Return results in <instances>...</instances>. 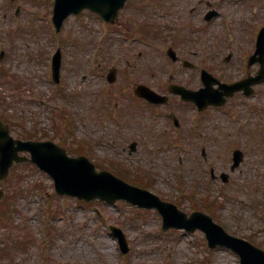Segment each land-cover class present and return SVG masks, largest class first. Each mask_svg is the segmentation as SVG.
I'll return each mask as SVG.
<instances>
[{"label":"rangeland","instance_id":"374dc122","mask_svg":"<svg viewBox=\"0 0 264 264\" xmlns=\"http://www.w3.org/2000/svg\"><path fill=\"white\" fill-rule=\"evenodd\" d=\"M152 1L130 0L112 26H106L97 13L84 10L69 16L56 32L54 0H0V54L5 51L0 66L9 70L0 80V114L13 120L14 135L28 138L23 134L35 133V137L54 139L77 152H88L110 169L121 163L128 168L123 169L125 176H148L149 188L163 198L178 201L188 212L203 209L230 233L264 248V115L224 117L213 128L211 142L201 144L198 138V144H190V105L177 107L184 115V130L176 132L164 118L155 129H145L142 120L150 113L130 110L128 104L124 107L127 100L121 98L111 104L118 102L130 123L122 115L124 121H114L107 99L114 92L132 94L138 82H152L158 88L174 81L202 85L197 69L173 62L166 54L171 44L195 63L213 65V58L218 62L215 74L220 76L227 65L224 57L231 51L239 56L257 38L264 25V0H251L260 4L256 13L249 0H156L157 5ZM210 1L222 11L207 22L203 16ZM145 21L148 42L123 39L126 29L139 35ZM231 22L236 24L233 41L224 25ZM58 47L63 52L60 83L54 81L51 69ZM112 66L118 68V76L110 83L107 73ZM13 75L18 83L12 82ZM133 101L142 106L140 100ZM63 109L72 119L71 130L61 127ZM215 120L213 114L212 125ZM173 137L176 141L170 143ZM134 140L138 146L131 152ZM238 147L245 151V158L231 171L232 153ZM212 167L217 173L229 171V182L213 179ZM3 185L9 197L0 205V214L9 218L0 223V246L4 247L0 264L240 263L229 248H209L201 230L163 229L156 209L123 200L85 204L57 194L53 178L34 164H19ZM112 224L125 231L128 253L120 250L109 229Z\"/></svg>","mask_w":264,"mask_h":264},{"label":"water","instance_id":"95a60500","mask_svg":"<svg viewBox=\"0 0 264 264\" xmlns=\"http://www.w3.org/2000/svg\"><path fill=\"white\" fill-rule=\"evenodd\" d=\"M126 0H56L54 9V22L60 30L64 19L72 12L80 13L86 7L99 12L106 20L114 21L118 17L119 10ZM259 48L257 52L264 54V28L259 35ZM264 62V58H261ZM264 64V63H263ZM61 65V51L54 56V75L59 80ZM203 76L207 87L198 91H192L184 87H175V93L182 95L184 99L196 101L204 108L210 103L222 104L226 92L214 90V81L211 75ZM109 79H115V70L112 69ZM264 81V65L260 75L253 80L254 83ZM250 82L242 81L230 85L222 84V87L230 88L228 93L235 89L247 87ZM139 95L146 96L151 100L162 101V97L148 86L140 84L136 88ZM29 150L32 157L20 155V151ZM243 157L240 150L235 152V164L238 165ZM30 160L40 167L49 171L54 177L56 189L62 194L76 195L79 198L91 200L99 198L115 202L120 198H127L140 206L159 208L164 217V228L185 227L195 231L201 228L206 232L210 246L226 245L233 248L241 256V264H264V250L251 242L229 234L213 218L202 211H193L190 215L179 209L177 205L161 200L157 195L148 190L135 187L116 177L109 171H98L96 165L85 155L70 156L67 149L50 140L23 141L15 139L10 133L8 124L0 120V181L7 178L10 168L19 161ZM4 190L0 188V199ZM114 233L119 236L124 252L129 250L128 242L123 231L118 227H112Z\"/></svg>","mask_w":264,"mask_h":264},{"label":"flooded vegetation","instance_id":"af4514ba","mask_svg":"<svg viewBox=\"0 0 264 264\" xmlns=\"http://www.w3.org/2000/svg\"><path fill=\"white\" fill-rule=\"evenodd\" d=\"M248 1V0H247ZM250 4V8L252 9L253 13H256L258 11L260 4H253L251 0L248 1ZM251 2V3H250ZM209 8H213L218 11L217 16L221 14L220 7H216L212 5L211 3H207ZM264 8V7H263ZM215 16L214 18H216ZM264 18V15L262 16V19ZM261 19V21H262ZM213 20V19H211ZM209 20V21H211ZM261 21H258L256 23L251 22L253 25L260 24ZM231 30L235 29V23L231 22ZM247 24V23H246ZM229 27V25L227 26ZM230 39L233 41V37L231 36ZM254 39L251 42V45L247 46V51L244 53L239 54V56H236V53L234 51L229 52L225 57L224 60L227 65L222 66V71L220 73V76L217 75L223 82L225 83H233L236 81H240L249 77L254 76L257 74V72L260 69V63L259 61H254L251 64L248 61V57L254 52V45H253ZM234 54L237 58H234ZM204 60V59H202ZM202 62H199L201 64ZM210 63L213 65H205L202 66V68H207L211 72L215 74V71L217 70L218 66L215 65V63H218L213 58L210 60ZM198 64V65H199ZM198 65H195V69L198 71L200 70V67ZM200 74V71H199ZM189 84V87L192 88H198V85H194L191 83ZM264 86L263 84L255 85L253 87V91L250 95L246 94V90H238L232 95L228 96L225 103L222 106H213L209 105L207 109L203 111H199L194 103H188L192 106V113L190 114V144H198L195 139L200 138V140L204 141V144H208V142L212 141V131L213 128L220 123V121L227 116H236L241 113H245L248 115H259V111H264V102L261 100V87ZM159 90H163V88H158ZM180 97L178 95H171L170 99L167 103H154L150 102L147 99H140L142 104L145 106V109L148 110L150 108V116L147 117V120H142L143 126L145 129H149L152 127V129H155L156 126H158V122H160L159 113H163V117L166 116L168 119L172 122L173 115H179L177 114V110L175 109L176 106V100ZM180 100V99H179ZM185 103V102H184ZM213 114L216 116V120L212 125L213 121ZM180 121H184L183 114L180 113L178 116ZM181 121V123H182ZM180 129V128H179ZM177 129V130H179ZM146 140L148 141V137L146 136ZM203 149L205 158H207V152L206 147L204 146Z\"/></svg>","mask_w":264,"mask_h":264},{"label":"trees","instance_id":"16d2710c","mask_svg":"<svg viewBox=\"0 0 264 264\" xmlns=\"http://www.w3.org/2000/svg\"><path fill=\"white\" fill-rule=\"evenodd\" d=\"M2 117H3L4 119H6V120L9 121V117H7V116H5V115H3ZM63 119H64V118H63ZM69 123H71V120H68V124H69ZM23 135H25V136L28 137V138H31V137L34 136V134H30V133H24ZM82 145H83V144H82ZM76 147H77V146H76ZM78 147H79V145H78ZM70 150H74V151H76V148L73 149V147H71ZM118 173H119V174H122V172H121L120 170H118ZM136 183H137V184H140V185L142 184L141 181H140V182L137 181Z\"/></svg>","mask_w":264,"mask_h":264}]
</instances>
